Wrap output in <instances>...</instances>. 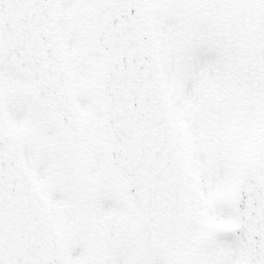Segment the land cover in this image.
<instances>
[{"label": "snow or ice", "instance_id": "1", "mask_svg": "<svg viewBox=\"0 0 264 264\" xmlns=\"http://www.w3.org/2000/svg\"><path fill=\"white\" fill-rule=\"evenodd\" d=\"M0 264H264V0H0Z\"/></svg>", "mask_w": 264, "mask_h": 264}]
</instances>
